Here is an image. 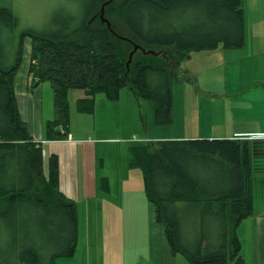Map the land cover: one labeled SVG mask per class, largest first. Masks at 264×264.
I'll list each match as a JSON object with an SVG mask.
<instances>
[{
	"label": "trees",
	"instance_id": "1",
	"mask_svg": "<svg viewBox=\"0 0 264 264\" xmlns=\"http://www.w3.org/2000/svg\"><path fill=\"white\" fill-rule=\"evenodd\" d=\"M106 1L91 0L84 21L75 27L65 23L63 31L53 32L19 30L13 2L0 0V264H55L56 257L74 254L78 242L77 207L59 189L58 157L51 156L46 176L42 145L32 139L17 105L15 79L26 40L32 42L33 85L50 80L54 88L57 115L47 124L50 138L68 135L73 89L86 93L78 100L79 111L93 112L96 94L117 100L122 88H131L138 97L152 99L155 122L168 125L173 81L186 76L182 62L190 52L245 42L241 0H113L105 7L111 27L100 16ZM135 44L161 54L139 49L128 71ZM158 145L140 159L147 195L172 249L192 264H240L237 228L253 210L245 145L231 138L166 139ZM141 150L132 148V166ZM208 160L221 168L218 189L192 173L195 164ZM178 201L200 206L217 221L223 232L220 249L200 240L191 250V243L182 242L172 215Z\"/></svg>",
	"mask_w": 264,
	"mask_h": 264
},
{
	"label": "crops",
	"instance_id": "2",
	"mask_svg": "<svg viewBox=\"0 0 264 264\" xmlns=\"http://www.w3.org/2000/svg\"><path fill=\"white\" fill-rule=\"evenodd\" d=\"M31 52L32 42L28 39L15 79L17 105L32 139L42 145L46 176L51 156L58 157L59 189L76 204L78 215L76 250L72 255L56 257L55 264H192L170 246L165 226L158 221L156 206L147 193L125 189L124 185L130 186L134 167L125 160L112 163L108 159L109 145H119L118 138L79 134L70 126L72 122L65 138L48 136L47 124L57 115L55 100V112L46 116L43 83L35 87L29 71ZM182 71L186 76L180 79L187 77L189 69L182 67ZM248 89L242 86L238 92L229 91L219 101L211 97L200 98L198 104L188 103L194 112L198 109V121L185 133L187 139L206 134L245 145L251 167L253 210L237 228L242 246L240 264H264V100L250 98ZM85 97L86 93L76 101ZM195 115L188 116L189 125ZM134 147L137 145L124 147L125 159ZM81 225L84 241L79 245ZM225 264L236 263L230 260Z\"/></svg>",
	"mask_w": 264,
	"mask_h": 264
},
{
	"label": "rangeland",
	"instance_id": "3",
	"mask_svg": "<svg viewBox=\"0 0 264 264\" xmlns=\"http://www.w3.org/2000/svg\"><path fill=\"white\" fill-rule=\"evenodd\" d=\"M11 1L13 2V10L19 19V30L61 32L67 25L65 23L70 22L69 24L75 27L84 21L91 8V0ZM241 2L244 10V44L240 47H226L224 44H219L213 49L190 52L189 58L182 62V67L189 69V76L173 81L172 93L175 104L173 105L170 124H157L155 122V102L149 98L138 97L128 87L120 90L117 100L108 99L104 92L96 94L93 112L79 111V103L76 100L80 95H84L83 89H73L69 92V125L72 122L70 126L74 127V131L77 128L79 134H93L94 136L109 134L118 138L117 143L119 145H109L108 159L112 163L113 161L123 162L125 160L124 163L127 161L129 165L132 162V156L135 155H132L130 150L125 159L123 152L126 150L124 147L129 145L142 147V152H138L137 162L139 164L137 165L136 162L133 170H131L133 177H131L130 186L124 185L126 190L129 188L138 192L141 189L143 194L147 193L144 168L142 169L143 163L140 156L142 158L149 152L155 151L160 140L188 138L185 129L192 130L193 125H196L198 121V109L196 108L194 112L188 103L198 104L200 98L211 97H216L219 101V99H224L225 94L229 91L238 92L242 86L245 89L249 87V92L246 91L244 94L248 92L250 98L258 101L264 100V0H241ZM191 76L193 78L189 79ZM42 83L45 115L48 116V113L55 112L54 88L50 80ZM221 90L223 91L220 92ZM189 115H195L190 125L188 124ZM54 116L56 115L51 118ZM205 135L196 138H222L205 137ZM191 170L197 176L203 177L202 180L210 181L212 188L218 189L221 180V168L216 162L201 161L195 164ZM115 186L113 185V188ZM117 187L119 190L122 189L120 185ZM172 215L179 222L178 230L182 242L191 243V246L189 245L191 250L192 247L194 248L195 245L199 244L200 240L204 241V245L208 242L215 250L221 248L222 229L208 212L200 209V206L187 201H178L174 205ZM82 232L83 226L81 225L80 235ZM83 241L84 238L81 235L79 245Z\"/></svg>",
	"mask_w": 264,
	"mask_h": 264
},
{
	"label": "water",
	"instance_id": "4",
	"mask_svg": "<svg viewBox=\"0 0 264 264\" xmlns=\"http://www.w3.org/2000/svg\"><path fill=\"white\" fill-rule=\"evenodd\" d=\"M112 1H113V0H108V1H106L105 3H103V5H102V7H101V13H100V16H101V18H102V21L105 22V23L108 25V27H111V23H110V21L104 16V13H105V7H106V5H108V4H109L110 2H112ZM139 49L142 50L145 54H154V55H160V54H161V52H157V51L154 50V49H148V50H146L144 47L135 44L133 50H131V52L129 53V59H128V61H127L128 71H129V66H130V64H131V62H132V59H133V55H134V53H135L136 51H138ZM164 55H165V54H164Z\"/></svg>",
	"mask_w": 264,
	"mask_h": 264
},
{
	"label": "built area",
	"instance_id": "5",
	"mask_svg": "<svg viewBox=\"0 0 264 264\" xmlns=\"http://www.w3.org/2000/svg\"><path fill=\"white\" fill-rule=\"evenodd\" d=\"M0 142H1V139H0Z\"/></svg>",
	"mask_w": 264,
	"mask_h": 264
}]
</instances>
